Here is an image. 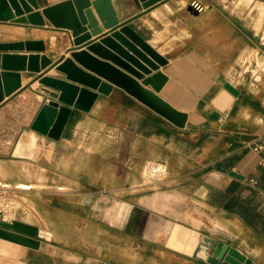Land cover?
Instances as JSON below:
<instances>
[{"label":"crops","instance_id":"crops-1","mask_svg":"<svg viewBox=\"0 0 264 264\" xmlns=\"http://www.w3.org/2000/svg\"><path fill=\"white\" fill-rule=\"evenodd\" d=\"M24 1L42 12L64 0ZM113 1L120 24L167 62L144 59L112 37L150 73L140 78L111 63L112 91L89 111L73 108L58 139L32 128L58 92L22 71L23 88L0 104V192L14 188L35 205L39 219H15L39 228V247L0 237V264H211L197 257L205 240L209 253L224 242L264 264V149L252 148L264 137V0H249L247 13L228 0H161L148 8ZM90 8L102 32L88 28L81 47L111 37ZM43 17V25L0 19V42L44 40L54 61L70 55L72 31ZM106 129L119 130L113 138L131 143L138 162L165 161L168 177L128 190L110 162L111 137L97 146ZM50 173L62 179L55 195L46 189ZM34 176L42 177L35 201Z\"/></svg>","mask_w":264,"mask_h":264},{"label":"water","instance_id":"water-1","mask_svg":"<svg viewBox=\"0 0 264 264\" xmlns=\"http://www.w3.org/2000/svg\"><path fill=\"white\" fill-rule=\"evenodd\" d=\"M21 1L24 8L18 0H0V19L43 25L46 23L44 15L55 27L70 29L74 36L75 46L70 55H62L58 61L45 53L44 40L0 42V104L23 88L22 71L38 73L42 84L58 92L56 99H50L42 106L32 123V128L40 133L55 139L60 138L70 121L73 108L89 111L101 93L109 94L113 89L112 84L107 81V70L111 63L140 78L144 77L145 72L150 73L122 45L131 48L144 59L146 53L160 65L167 62L133 27L120 24L113 0H64L44 7L42 12H32L31 6L24 0ZM141 1L142 6L148 8L161 0ZM91 5L103 26L111 30V37H103L81 47L90 38V33H86L88 28L95 34L102 32ZM25 10L29 12L27 16L16 17ZM117 27L120 29H116ZM124 36H128L139 49ZM112 37L118 39L122 45H115ZM108 42L111 43L113 52L105 47ZM53 68L57 75L47 74ZM230 174L244 178L234 170ZM38 233L39 228L35 225L17 219L6 221L0 218L2 238L38 248ZM209 244L210 240H205L197 254L198 258L211 264H219L222 260L228 264L252 263L250 257L224 242H219L212 253H209Z\"/></svg>","mask_w":264,"mask_h":264},{"label":"rangeland","instance_id":"rangeland-1","mask_svg":"<svg viewBox=\"0 0 264 264\" xmlns=\"http://www.w3.org/2000/svg\"><path fill=\"white\" fill-rule=\"evenodd\" d=\"M226 4L230 8H237L238 10L243 11L244 13H247L252 5L250 4L249 0H242L240 1H234V0H228ZM241 4V6H240ZM255 69H257V75L260 73L258 71V66H254ZM135 87H139L136 85ZM106 116L109 118L112 122H119L120 117L117 116L115 113H106ZM67 129V127H66ZM65 129V130H66ZM99 130V129H98ZM89 133V132H88ZM84 134V133H82ZM120 132L119 130H115L110 132L108 129L102 131V133L97 134V146L104 147V143L106 139L110 138L113 140H110V145L108 144V150L110 154L112 155L110 162L113 164L114 168L118 170V173L122 174V180L123 183H127V189L128 190H136L141 189L143 187H146L147 185L157 181L153 180L148 175V169L149 166L152 164L153 161H147L144 163L138 162V160L133 157L132 155V149L133 146L131 143H125L121 144L120 142H116V140L113 138V136H116L119 138ZM106 138V139H105ZM108 142V140H107ZM70 147V148H68ZM65 148L66 151L71 150V145ZM62 148V147H61ZM68 148V149H67ZM52 161V160H51ZM53 166L56 167V162L53 161ZM99 164V162H97ZM55 170V169H54ZM42 177L40 176H34L33 177V201H35V195H36V189H39L38 185L41 184L40 179ZM45 178L43 177V180ZM120 180V176L118 177ZM1 180V179H0ZM60 177L56 176L53 173H50L47 181V186L49 194L55 195L57 193V190H62V183H59L61 181ZM4 191L0 192V218L4 219L6 221L14 220L15 218H24L26 215L29 218L32 219H39L40 213L35 208V205H30L29 201L25 199L24 195H22L19 192H15L14 188H8L3 187ZM35 204V202H33ZM39 204V203H38ZM52 216H56V213L52 210H50Z\"/></svg>","mask_w":264,"mask_h":264},{"label":"built area","instance_id":"built-area-1","mask_svg":"<svg viewBox=\"0 0 264 264\" xmlns=\"http://www.w3.org/2000/svg\"><path fill=\"white\" fill-rule=\"evenodd\" d=\"M252 148L256 152H260L262 149H264V137L252 144ZM168 174L169 167L165 161H153L152 164L149 166L148 175L153 180H163L168 177Z\"/></svg>","mask_w":264,"mask_h":264}]
</instances>
